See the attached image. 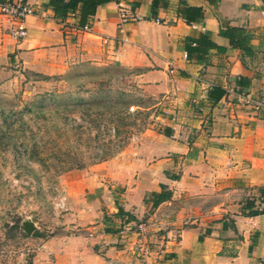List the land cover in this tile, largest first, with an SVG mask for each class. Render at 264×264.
I'll return each mask as SVG.
<instances>
[{
	"label": "crops",
	"instance_id": "obj_1",
	"mask_svg": "<svg viewBox=\"0 0 264 264\" xmlns=\"http://www.w3.org/2000/svg\"><path fill=\"white\" fill-rule=\"evenodd\" d=\"M4 1L25 3L32 14L18 39L0 13V55L17 51L36 64L77 54L136 71L163 93L164 127L147 162L66 174L75 232L42 243L52 264H102L109 256L137 264L264 261V106L254 108L264 101V0H159L155 8L152 0L111 1L83 30L74 16L55 17L46 0ZM187 6L201 17L186 20ZM226 26L253 35V56L241 59L219 34ZM203 34L214 45L187 59L185 43ZM239 76L248 83L238 84ZM215 86L225 94L212 102ZM161 192L170 197L152 206ZM118 207L136 221L118 216Z\"/></svg>",
	"mask_w": 264,
	"mask_h": 264
},
{
	"label": "rangeland",
	"instance_id": "obj_2",
	"mask_svg": "<svg viewBox=\"0 0 264 264\" xmlns=\"http://www.w3.org/2000/svg\"><path fill=\"white\" fill-rule=\"evenodd\" d=\"M162 96L136 71L77 54L36 64L17 51L0 55V264H52L42 243L75 232L66 174L147 162L164 127ZM25 217L36 226L30 234ZM102 264L137 263L109 256Z\"/></svg>",
	"mask_w": 264,
	"mask_h": 264
},
{
	"label": "trees",
	"instance_id": "obj_3",
	"mask_svg": "<svg viewBox=\"0 0 264 264\" xmlns=\"http://www.w3.org/2000/svg\"><path fill=\"white\" fill-rule=\"evenodd\" d=\"M47 4L52 8L53 14L55 17L60 18V20L64 21L67 16L73 14L76 17V25L77 29L83 30L90 26V20L94 15L96 8L104 3L111 1H119V0H46ZM159 0H152L151 6L152 8L157 7ZM186 20L189 17L198 18L201 17L200 9L194 7H186ZM190 11V12H188ZM219 34L223 37H226L229 40V44L240 51V57L243 60L244 57L253 56L252 42L253 35L248 32L243 27H235V26H226L225 28L219 29ZM202 39V41H201ZM213 42L206 38L203 34L198 43H194L193 41H189L185 43V51L187 59H200L205 56L207 47H211ZM244 62V61H243ZM245 64V63H244ZM239 80L243 84H247V79L245 77H238ZM225 94V90L219 86L212 87L208 92V99L212 102H216ZM41 160V159H40ZM170 197V192H161L156 195V199L153 202L152 206H156L160 202L166 200ZM117 215L120 217H125L126 222L136 221L132 215L123 211L120 207H118Z\"/></svg>",
	"mask_w": 264,
	"mask_h": 264
},
{
	"label": "built area",
	"instance_id": "obj_4",
	"mask_svg": "<svg viewBox=\"0 0 264 264\" xmlns=\"http://www.w3.org/2000/svg\"><path fill=\"white\" fill-rule=\"evenodd\" d=\"M0 13L11 18L14 22L15 27L13 29L12 34L16 38L19 39L26 36L27 30L26 27L23 25V19L26 15L32 14V9L27 4L11 1L0 2ZM70 16H73V14H70ZM120 16L122 19L126 18L123 13ZM260 106H264V101L256 102L254 104L255 109H258ZM65 201L66 197L60 198L57 207L62 210H66L67 206ZM259 264H264V261H261Z\"/></svg>",
	"mask_w": 264,
	"mask_h": 264
},
{
	"label": "water",
	"instance_id": "obj_5",
	"mask_svg": "<svg viewBox=\"0 0 264 264\" xmlns=\"http://www.w3.org/2000/svg\"><path fill=\"white\" fill-rule=\"evenodd\" d=\"M21 225H22L23 231L26 234L32 233V231H34V229L36 228L35 223L33 222L31 217H25L21 221Z\"/></svg>",
	"mask_w": 264,
	"mask_h": 264
}]
</instances>
